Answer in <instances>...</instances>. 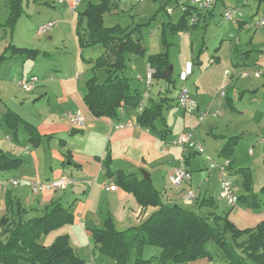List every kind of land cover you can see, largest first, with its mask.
Instances as JSON below:
<instances>
[{
    "label": "crops",
    "instance_id": "crops-1",
    "mask_svg": "<svg viewBox=\"0 0 264 264\" xmlns=\"http://www.w3.org/2000/svg\"><path fill=\"white\" fill-rule=\"evenodd\" d=\"M7 1L8 0H4L5 6H3V11L1 13V15L6 17L5 20H7L10 15V8L9 11L7 10V7H10L9 4H7ZM32 1L39 3L41 0ZM32 1L26 0L27 5ZM83 1L74 12L71 10L69 1L63 2L62 4L65 5V7L62 10L58 9L57 13L61 12V14L64 15V17H67V19L57 20L56 25L44 34H39L37 29L36 34L38 36H48L50 38V42H47L44 48H50L48 45L55 41L54 35L63 36L65 31H68L70 34H72V37L74 38V44L72 45H74L73 49L76 51V55L74 56L73 53L70 56L75 58L77 66H79V61L82 59V61L86 63L92 76L94 73L91 69L92 65L85 62L83 57H86L84 54L87 50H92L94 47L86 50L81 49L76 32L78 14L84 11L88 5L87 3L85 6H83ZM165 1L166 5L164 7L166 8L171 0ZM175 1L177 4V0ZM120 2L122 4L123 0H120ZM46 3L48 2L46 1ZM59 4L61 3L59 0H57L56 4L54 2L53 6L57 7ZM248 5L249 3L244 5V7ZM177 6L180 5H175V7ZM121 7L120 11L123 10ZM169 9H171L172 12L174 11L173 7H169L167 9L169 14L172 13L169 12ZM181 9L182 13L184 14L185 10L182 7ZM214 9L206 13H197L198 20L196 23L200 24L204 21L207 22V19H212L215 13ZM222 11L223 10H221V13ZM118 14L120 15L121 13ZM107 15H109V19H111L113 16V14L106 13L104 15V22L106 21ZM258 19L252 17L249 18V16L246 17L243 13V17L240 20H236L237 22H235L236 29L238 30V36L233 42V45L230 44L231 51L228 50L226 55L222 57L221 51H219L220 48H216V52L219 51L220 54H217L215 59L218 64L216 63L214 65H208L204 71L199 69L198 75L200 74V76L197 78L198 89H195L194 92H191V90L185 86L190 90L192 97L196 98V101L199 105V110L191 113V116L184 117V134L191 133L194 135L195 139L202 143L203 141H200L201 139L197 137L196 133V131H198L196 129L201 125V127L203 126L202 130H205L207 134L216 139L211 145H208L207 141L202 143L205 148V153H202L201 155H204V158L206 159L207 157H210L213 160L216 154L219 156L221 148L226 142V138L229 136L227 134L217 133V129H219L221 125L219 121L216 122L215 119L209 118L204 120L205 117L202 120L199 119L200 113L202 111H206L207 114H209V112L212 113L214 104L218 100V97H212L213 87L211 85V81L213 80V76L210 78V87L204 86L203 81L209 73H212L210 70L212 69L216 71V69L219 67V64L222 62L224 64L230 62L236 69L233 71L241 70V72H256L260 67H262L261 65H258L261 64L260 60L264 59L262 54H258L255 61H249L250 53L254 48V42L256 41L257 44H264V27L259 34L256 32L254 35H251V30H256V28L254 29L253 24ZM1 23L4 22H0V25H3ZM172 24L174 25L176 23H171L169 26L171 27ZM114 25L108 27H112ZM56 26H60V28L59 30L55 31ZM122 26L133 27L134 25L130 24ZM163 26H166V24L164 23ZM21 29L22 27L16 25L13 32H10L7 29L5 31L12 37H16L17 35L23 37L24 32ZM167 30L164 28L161 34L164 50H166L164 38L167 37ZM180 32L184 33L185 31ZM191 36L192 33L190 34V37L187 41V59L185 61L184 68L180 72L182 73L186 69V65L191 63L192 73L188 76L187 80L183 82H187L189 77L195 72L194 62L191 59V55H193L192 52L194 51V41L191 39ZM29 39L27 38L29 42L27 44L32 45L33 47L36 46L34 43H32V41H29ZM66 44L69 45V42H66ZM10 46L20 48H28V46L25 47L14 43L9 45L5 52H3L5 53V58L2 60L0 59V66L3 65L4 61H7L9 66L12 67V71L9 74L11 76H15L20 72L22 75L28 74L25 73L27 71V67L36 68L35 62L42 64L43 62H41L39 59H42V56H50L49 50L41 49V47H29V49L38 50L39 53L34 58L27 57L25 55L24 58L26 57L27 60H24L21 56H19V54L12 55L11 53L9 55ZM51 48L58 47L53 46ZM101 51L102 50L99 52L96 51L95 54L99 55ZM91 55L95 56L94 53ZM242 55H245V58L242 59L241 62L238 60L234 62V60L239 59L240 56L243 57ZM92 56L89 57L94 58ZM148 56L146 58L147 69L145 68L144 71H140L139 74L136 75V85L135 87H131L134 91L143 95L145 107L157 102L156 99H159L160 101L164 98H168V103L166 102L164 104L165 108L167 109L169 108L167 106H172L169 104V94L175 83L174 85L170 86L168 81L165 79L156 80L153 78V83L149 88L145 80L137 78L138 75H141L143 79H146L148 75V67L150 66L148 63ZM200 56L201 54H197V60L199 62L198 65H200ZM49 61L50 60H45V62ZM251 64L255 65V67H250L252 69L247 68L251 66ZM52 66L53 65L51 64L50 70L54 69ZM170 69L174 72V67L172 64ZM54 71L60 72L56 68ZM227 71H229V69H226L224 74H227ZM48 73L50 72L40 73L41 75L38 76L40 81H38L37 87L34 90L30 92L23 90L25 93L30 94H26L24 97H15L11 95L13 98H15V100H17L16 103L20 108L42 105L43 111L34 117L36 120L34 123H32L29 118L22 115V113L18 112L15 107L6 101L4 97V91H8L10 89L9 86H6V82L8 80L3 79V77L0 79V118L3 119V123H5L7 127L11 128L14 126V124L16 125V127H13L15 131H10L17 139L19 137H17V131L20 129L19 124H22L26 129H28L29 132L34 131L33 136L39 138V141L36 142L37 145H34L35 148L33 150H31L29 146H26L24 149L20 145L22 142L18 139L19 144H17L10 132H8L9 134L6 135L5 139H2L1 135L5 134V132L2 131V127H0V149L11 157L20 158L23 160V164L17 169L0 172V234L6 226V224L3 225L1 223V219L3 217H5L4 220H6L7 223L20 220L28 221L45 215L51 205L59 202L67 207L73 214V222L58 228V230H54L55 232L52 231V233L50 232L48 234L42 235L39 242L45 246H50L57 237L68 235L70 244L76 250V252L84 259L85 256H88L89 262L87 263L85 260L86 264H104L107 257L102 254L97 256L95 246L93 247L91 230L95 228H103L105 220L109 217L114 218L117 227L121 230L134 225H139L156 209L154 207H142L137 198L132 193H129L123 186L117 183L116 173L120 170L128 174H135L139 179L150 178L154 187L161 193L162 201L167 205H179L187 209H191L203 216H208L211 213H215L221 217H228V220L239 229L254 228L264 221V205L260 209H250L247 206L241 204V208L239 207L238 210L231 212V207L229 205L228 206L230 208H225L219 203V201H217L214 196L216 192L218 193V197L222 200V198L219 196L221 180L219 172L213 173V171L210 172L209 170L210 173L207 174V171L204 170H208V167L207 164H203V162L198 166L194 164L196 167H193L192 162L197 160V156H199L200 153H197L193 150L185 151L182 147L171 144V142L174 141L176 137H174L175 135L169 136L167 134L171 127L170 123L167 122L166 119L163 122L167 128H159L156 124L159 130H165V135L162 138L159 133L144 129L139 126L137 123V110L132 111L125 108V114L121 115L118 120L95 117L84 101V89L80 85L81 76L79 74V77H77V74L73 75L72 77H68L66 75L61 76L59 73H57V76L54 78L52 75H48ZM95 73L98 77H102L104 76L103 73H105V71L101 69ZM235 74L237 73H233V75ZM154 80L156 81L155 85ZM218 81L222 87H225L222 85L223 82L220 83V80L216 81L218 86ZM255 85H257L256 82ZM33 94L35 97H33ZM223 97L227 99V104L232 107L233 99L229 97V93ZM44 107L46 108L44 109ZM77 111H80L85 117L86 125L84 127H80L72 123L69 116H67V113ZM8 113H13L16 115V117H13ZM215 113L216 112L212 113L213 116H217ZM185 114L187 115L188 113ZM128 121H131L134 126H127L124 128L116 127L118 123ZM199 121L203 122L200 123ZM214 123L217 124V127H213ZM206 124H209V126H206ZM1 125L2 123L0 119V126ZM29 125L31 128L28 127ZM74 128L79 130V132H77L78 134H81L78 136H75L77 133L72 134V130ZM73 135L75 137H72ZM239 137L241 138V136ZM262 141L264 142V138ZM207 146L209 148L212 146L213 150L210 151L212 148L209 149ZM181 160L185 161L187 168L191 171L192 179L191 181L185 183L181 188H175L169 182L168 176L173 171V168L178 165ZM208 161L211 164V161ZM65 166L71 167L66 168ZM140 170H143V172L149 174V177L144 178V175L138 173ZM250 170L252 171L251 168ZM233 172L236 173L237 176H240L241 174L237 172V170L234 171L232 169L231 173ZM62 175H67L73 178V182L70 183L66 189H59L53 192L44 191L39 194L32 193L31 185L33 182L47 181ZM12 180H18L19 184H13ZM112 185L116 186L115 190L107 189V187ZM213 188L216 189L215 193ZM188 191H193L196 194V199L193 202L183 198L184 193ZM207 200H209L208 205L205 204L208 203ZM9 201L11 202L12 208L9 207ZM18 204H21L23 208L22 213L21 211L18 212ZM235 218H238L239 220L236 221ZM221 224H223V222ZM71 226L72 228H70ZM78 227L80 228V233L75 231V229ZM51 234H53L52 243H50L49 239ZM80 238L84 239V243H80ZM84 244L88 245L85 256L81 255V250L83 251L86 249V245ZM152 251L153 255H158L157 252L154 250ZM100 257H102V260H99ZM22 263L23 261H21L19 264ZM155 263L160 264L157 261L153 264Z\"/></svg>",
    "mask_w": 264,
    "mask_h": 264
},
{
    "label": "trees",
    "instance_id": "trees-1",
    "mask_svg": "<svg viewBox=\"0 0 264 264\" xmlns=\"http://www.w3.org/2000/svg\"><path fill=\"white\" fill-rule=\"evenodd\" d=\"M179 1L181 0H177V4ZM8 2L10 17L6 25L12 29L23 12V0ZM184 3L187 6L184 14L178 23L172 24L174 33L185 31L197 24L196 22L190 24V18L197 13L196 10L189 6L188 2ZM120 7V0H98L97 3H88L85 10L78 14L76 32L81 49L102 47L97 57H83L85 62L92 65L91 69L94 72L86 82L83 98L91 113L98 118L118 120L121 117V107L135 111L143 99L141 93L132 89L129 78L123 72L130 55L144 56L147 53L142 34L144 24H136L133 27H123L121 24L106 26L104 15L120 11ZM164 45L166 50L148 56V63L155 70L153 78L165 79L172 86L175 80L170 69L168 52L170 43L167 37L164 38ZM9 48L12 55L21 54L34 58L39 53L38 50L29 48L15 46ZM4 58L5 53L0 59ZM101 69L105 71V76L98 77L95 72ZM166 102L168 103V98L152 103L137 115L140 127L155 131L162 138L165 130L158 129L156 120L159 118L165 120ZM8 114L16 117L13 113ZM28 127L31 128L30 125ZM239 139V136L227 137L220 156L230 159ZM30 141L37 145L39 138L32 135ZM22 164V159L11 157L0 149V172L15 170ZM237 172L245 177L243 186L246 191L238 195L239 205L260 209L264 205V198L252 191L250 168H240ZM116 176L117 183L132 193L142 207L156 209L139 225L121 230L114 218L109 217L105 220L103 228L91 230L96 251L115 263L153 264L157 261L160 264H168L196 261L201 258L212 261L213 254L208 248V243L213 241L228 258L225 264H264V222L254 228L239 229L228 220V217H221L215 213L203 216L179 205L165 204L161 193L154 187L150 178L139 179L135 174H128L122 170L118 171ZM205 204L208 205L209 202ZM18 205V212L22 213L23 208L21 204ZM9 207L12 208L10 201ZM4 219L5 217L1 219V223L6 226L0 234V264H19L21 261L30 264H86L85 259L70 245L68 235L57 237L50 246L39 242L42 235L73 222V214L63 204L56 202L48 208L45 215L28 221L7 223ZM229 232L232 234L231 240L227 236ZM147 247H158L161 251L159 255L145 259L143 252Z\"/></svg>",
    "mask_w": 264,
    "mask_h": 264
},
{
    "label": "rangeland",
    "instance_id": "rangeland-1",
    "mask_svg": "<svg viewBox=\"0 0 264 264\" xmlns=\"http://www.w3.org/2000/svg\"><path fill=\"white\" fill-rule=\"evenodd\" d=\"M32 1V0H31ZM46 1L48 3H46ZM57 0H41L39 3L37 2H31L27 5L26 0H24V8L22 14L17 19L14 27L11 29L6 24L10 17H8L7 20L6 17L1 15L3 11V6H5L4 0H0V22H4L1 24H4L5 26H0V56L5 52L6 48L9 45L17 44L22 45L28 48H38L41 47V49L49 50L50 56L49 57H41V62H35L36 68L33 67H27V71L22 75L20 72L19 74L15 76L9 75L12 71V67L9 66V63L7 61H4L3 65L0 66V79L3 77V79H7L6 86H9L8 91H4L5 93V99L6 101L16 108V110L25 117L29 118L32 123H34L36 120L34 117H36L38 114L43 111L42 105L39 106H30V107H24L20 108L17 105V100L13 98L12 96H18V97H24L26 94L22 88L18 86V82L23 80L26 81L28 77L30 76H40L41 72H50L48 75H52V77H56L57 73H59L61 76H68L72 77L73 75L78 74L81 76L80 78V85L85 89V83L86 81L92 77L86 63L80 59L79 66H77L75 58L70 56L74 53V56L76 55V51L73 49L72 44H74V38L72 37V34H70L68 31H65V34L63 36L54 35V42H51L48 46L50 48H44L47 42H50V38L48 36H38L36 34V30L43 24L48 23L50 21H57V20H63L67 19V17H64V15L61 14V12L57 13V10L63 9L65 5L62 3L59 4V6L54 7L53 4L55 2L56 4ZM6 2V1H5ZM85 6L87 3L94 2L96 3L97 0H84L83 1ZM166 1L165 0H143L142 3H136L135 0H123L122 2V11H118L113 14L112 18L109 19V15H107L105 24L107 26L114 25L116 23H121L122 25H136V24H144L142 26V34L144 38L145 45L147 47V55L142 57L140 55L132 54L130 56V60L128 62V65L126 69L124 70L123 74L127 76L130 80L131 86L135 87L136 85V75L139 74L140 71H144L145 68L147 69V56L148 55H154L161 53L164 50L163 44H162V30L166 28V35H167V41L170 43L168 47L169 51V59L174 67L173 72V78L175 80L174 87L171 88V92L169 94V104L172 106H167L165 110V119L167 122L170 123L171 129L168 130V135L174 137H178L182 134H184V117L185 116H191L190 114H185L177 105V96L179 90L183 86H187L191 92H194L195 89H198L197 85V78L200 76L198 75L199 69L202 71L206 70V67L208 65H214L218 64L217 61H215L217 54H219V51H221L222 57L226 55L227 51H231V45H233V42L237 39L238 36V30L236 29V23L237 21H228L223 18V11L225 8L230 5H241L242 0H218L217 5L214 9V17L212 19H207V22H202L200 24H197L195 26H191L188 29L185 30L184 33L178 32L174 33L172 30V26H169V23H177L180 19V17L183 15L181 6L176 5L175 0H171V2L167 5L165 8L164 6ZM7 4L9 2L7 1ZM58 5V4H57ZM10 6V5H9ZM173 7L174 11L169 14L168 8ZM10 7H7V10L9 11ZM221 10L222 13H221ZM243 13L247 17L249 16L255 19L264 17V0H250L249 5L245 6L243 8ZM125 12V13H123ZM118 13H121L120 15ZM22 16V17H21ZM20 19V20H19ZM258 19V20H260ZM19 21V22H18ZM18 23V24H17ZM148 23V24H147ZM166 24V26H163V24ZM255 24V22H254ZM18 25L22 27V31L24 32L23 37L16 36L12 37L10 34L8 35L6 33V29L10 32H13L15 29V26ZM170 27V28H167ZM60 26H56L55 31L59 30ZM251 30V35H254V33L257 32L259 34L263 27H256L254 26V29ZM252 29V28H251ZM20 30V29H19ZM245 30V29H243ZM71 31V30H70ZM192 33L191 39L194 41L192 52L193 55H191V59L194 62L195 66V72L189 77L187 82H183L180 80V71L184 68L185 61L187 59L186 57V48H187V41L190 37V34ZM32 41L34 45L32 46L27 43L28 40ZM65 41V42H63ZM66 42H69V45L66 44ZM58 47V48H51V47ZM254 48L249 56V61H255L257 59L258 54H262L264 57V44H257L256 41L253 44ZM220 48L218 52H216V48ZM102 50V47L97 46L94 47L92 50H87L85 52V56L89 57L92 56L91 54L94 53L97 57L98 54H95L96 51L99 52ZM11 50L9 52V55L11 54ZM197 54H201L200 56V65H198L197 60ZM24 60L25 55L19 54ZM240 56L239 59L234 60V62L242 61V59L245 58V55ZM45 60H50L49 62H45ZM22 61V59H21ZM251 62V63H252ZM262 67L264 66V59L260 60ZM258 62V63H260ZM25 64V63H21ZM53 65V70H50V65ZM255 67V65L251 64V66L247 67ZM260 67V66H259ZM58 69L60 72L54 71ZM261 68V67H260ZM259 68V69H260ZM41 69V70H40ZM229 69L231 74H224L225 70ZM235 67L232 66L230 62H227L224 64L223 62L219 64V67L214 70H210V72L203 81L204 86L210 87V78L212 77L213 80L211 81L212 85V97L216 98L218 97L217 102L214 104V109L212 113L219 111L220 114H217V116H213L211 112L207 114L204 118L206 119H215L216 122H220V128L217 129V133L219 134H227L230 135H238L241 136L239 143L235 149L234 154L231 156V160L234 162L232 166V169L238 170L240 168L249 167L252 169L251 176H252V184L253 189L252 191L256 193L257 195H260L263 197L264 191H262V187L264 186V142L262 139L264 138V74L257 78L254 75H251L247 78L238 77L237 75L241 73V70L239 71H233ZM252 69V68H250ZM258 69V70H259ZM236 70V69H235ZM147 71V70H146ZM253 72V71H252ZM233 73H237L233 75ZM3 74V75H2ZM6 74V75H4ZM105 76V73H103ZM75 77V76H74ZM39 79V77H38ZM217 80H220V83L224 85V90L229 93V97L233 99V106L230 107L227 104V99L223 97L222 90L223 87L221 84L217 85ZM40 81V79H39ZM255 82L257 85H255ZM156 81L154 80V85ZM231 84V86H230ZM1 87V86H0ZM143 89V88H142ZM12 91V92H11ZM12 95V96H11ZM33 97L34 94H33ZM195 97V96H194ZM212 98V100H213ZM196 99V98H195ZM211 99V98H210ZM159 101V99H156ZM46 107H44L45 109ZM29 113V114H28ZM1 119L2 125V131L5 132V134H2L1 138L5 139L6 135L11 133L14 128L7 127L5 123H3V119ZM203 120V121H204ZM203 121H199L202 123ZM213 123V122H212ZM156 124L159 128H167V126L164 125V122L161 118L156 120ZM198 124V121H197ZM22 124H19L20 129L17 131L18 139L22 142L21 147L25 149L26 146H29L31 150L35 148L34 144L30 141L29 137L31 134H34V131L29 132L28 129H26ZM206 126H209V124H206ZM205 127V126H204ZM213 127H217V124L214 123ZM11 128V129H10ZM203 126L197 128L196 133L197 137L200 138V141H207L208 145L213 144L214 140H216L211 135L207 134L205 130H202ZM11 130V131H10ZM15 131V130H14ZM13 132V131H12ZM81 133L75 134V136L80 135ZM13 136V133H11ZM72 135V134H71ZM74 135L72 137H75ZM14 137V136H13ZM18 139L14 137V141L18 143ZM205 139V140H204ZM20 142V143H21ZM206 147V146H205ZM208 147V146H207ZM209 148V147H208ZM212 148V146L210 147ZM209 148V149H210ZM213 150L210 149V151ZM253 151L252 153L250 151ZM209 153L208 151H206ZM189 153V152H187ZM219 153V152H218ZM216 154V151H215ZM221 156L216 154L213 158V161L215 162H223L224 158H220ZM204 158V155L199 154L197 156V160L195 162H192L193 167L194 164L197 166L203 162V164H207V169L204 170L207 171V174H209L211 171L218 172L217 169L210 170V162ZM66 168H69L71 166H65ZM147 172V171H146ZM143 175V170H140V172ZM232 180L234 181V189L237 195L244 194L245 187L243 186V182L245 180V177L243 174H240V176H237L236 173H231ZM214 193L216 192V189L213 188ZM215 198L219 203L224 206L225 208H230L231 206L223 199L221 200L218 197V193L214 194ZM190 201V200H188ZM192 202L194 200H191ZM230 207H229V206ZM242 206H240L241 208ZM234 210H238L236 208L231 207V212ZM243 210V208H242ZM228 212V211H227ZM236 221H238V218H235ZM264 222V221H263ZM262 223V222H261ZM72 228V226L70 227ZM58 230V229H57ZM75 231L80 233V228H76ZM55 232V231H54ZM64 232V231H60ZM52 233V232H51ZM55 234V233H53ZM53 234L50 236V243L53 241ZM228 239L231 240L232 234L228 233ZM80 243H84V239H79ZM90 242V241H89ZM93 247L95 246L93 237H92ZM71 245V244H70ZM83 251L81 250V255L85 256V252H87V244ZM152 248V249H150ZM208 248L213 254V259L210 261L208 258H201L196 261H188V262H181V263H174L170 262L168 264H225L228 262V258L225 256L223 250L218 247L213 241H210L208 243ZM151 250V251H150ZM160 253V249L157 247H147L144 252L143 256L145 259L150 258L153 255V251ZM100 253L97 251V256H99ZM102 257H100L99 260ZM85 260L87 263L89 262L88 256H85ZM105 260V259H104ZM100 262V261H99ZM22 264H30L27 261H23ZM104 264H117L113 260L106 258ZM156 264V263H155Z\"/></svg>",
    "mask_w": 264,
    "mask_h": 264
},
{
    "label": "built area",
    "instance_id": "built-area-1",
    "mask_svg": "<svg viewBox=\"0 0 264 264\" xmlns=\"http://www.w3.org/2000/svg\"><path fill=\"white\" fill-rule=\"evenodd\" d=\"M69 1L71 5V10L74 12L82 3L83 0H59L60 3ZM250 0H242V5H228L225 10L223 11V18L225 20L229 21H236L240 20L243 17V7L244 5H247ZM136 3H142L143 0H135ZM184 2H188L189 5H192L195 7L199 12L206 13L212 10L217 5V0H181L179 1V5L185 10L186 4ZM169 12H172L171 9H169ZM191 23H195L197 20L194 16L190 18ZM57 21H50L48 23H45L41 25L38 28L39 34H44L48 32L51 28H53L56 25ZM256 27H264V18H261L260 20L255 21V24H253ZM155 70L153 67H148V75L146 79H143L141 75H138L137 78L141 80H145L147 86L150 88L153 83V74ZM192 73V64L188 63L186 65V69L180 74V80L185 81L187 80L188 76ZM227 74H231L230 71H227ZM264 74V66L261 67L260 70L256 72H250V71H243L239 73L237 76L242 78H247L251 75H254L255 77L259 78ZM39 79L37 76H30L26 81H19L18 85L25 91H32L37 87ZM227 92L222 90V95L225 96ZM177 105L180 109H182L185 113L191 114L195 111L199 110V105L195 98L192 97L190 90L183 86L177 96ZM145 108V101L144 99L141 100L139 106L137 107V112L141 113L143 112ZM125 108L121 107L120 113L121 115L125 114ZM207 114L206 111H202L200 113L199 119L202 120L205 115ZM216 115L219 114V111L215 113ZM67 116H69L72 123L84 127L86 125V120L83 114L80 111L77 112H69L67 113ZM133 127L134 124L131 121L128 122H120L116 125L118 128H124V127ZM173 145H177L182 147L185 151L187 150H193L197 153H205V148L202 145L201 142H199L197 139H195L194 135L191 133L188 134H182L174 139V141L171 142ZM253 152L252 150L250 151ZM210 161V171L217 169L220 176V190H219V196L225 200L232 208L238 209L240 207L239 205V198L238 195L235 192L234 189V181L231 177V166L232 161L230 159H224L223 162H215L210 157H207ZM169 182L171 185L175 188H181L185 183L191 181L192 179V173L187 168L185 161L181 160L178 165H176L173 168V171L168 176ZM13 184L17 185L19 184L18 180H12ZM73 182V178L67 175H62L57 178L47 180V181H35L31 185V191L33 194H39L44 191L53 192L59 189H66L70 183ZM109 190H115L116 186L112 185L107 187ZM183 198L186 200H195L196 194L193 191H188L184 193Z\"/></svg>",
    "mask_w": 264,
    "mask_h": 264
},
{
    "label": "water",
    "instance_id": "water-1",
    "mask_svg": "<svg viewBox=\"0 0 264 264\" xmlns=\"http://www.w3.org/2000/svg\"><path fill=\"white\" fill-rule=\"evenodd\" d=\"M77 132H79V130L78 129H73L72 130V134H75V133H77ZM143 175H144V178H148L149 177V174H147V173H145V172H143Z\"/></svg>",
    "mask_w": 264,
    "mask_h": 264
},
{
    "label": "bare ground",
    "instance_id": "bare-ground-1",
    "mask_svg": "<svg viewBox=\"0 0 264 264\" xmlns=\"http://www.w3.org/2000/svg\"><path fill=\"white\" fill-rule=\"evenodd\" d=\"M189 6H192V5H189ZM192 7H193V6H192ZM193 8L196 10L197 13H200L195 7H193ZM197 13H195V15H194V17H195L196 20H198Z\"/></svg>",
    "mask_w": 264,
    "mask_h": 264
}]
</instances>
